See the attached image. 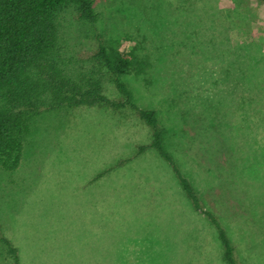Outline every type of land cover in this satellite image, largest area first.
Returning a JSON list of instances; mask_svg holds the SVG:
<instances>
[{"label": "rangeland", "instance_id": "rangeland-1", "mask_svg": "<svg viewBox=\"0 0 264 264\" xmlns=\"http://www.w3.org/2000/svg\"><path fill=\"white\" fill-rule=\"evenodd\" d=\"M90 1L94 21L76 1L60 13L59 61L89 69L96 36L110 53L134 50L141 67L124 78L134 102L157 111L237 261L264 264V2ZM151 136L129 107L35 117L18 166L0 169V264L2 237L20 264H226L169 165L140 151Z\"/></svg>", "mask_w": 264, "mask_h": 264}, {"label": "trees", "instance_id": "trees-1", "mask_svg": "<svg viewBox=\"0 0 264 264\" xmlns=\"http://www.w3.org/2000/svg\"><path fill=\"white\" fill-rule=\"evenodd\" d=\"M72 1L78 3L82 19H96L90 0H0V169L11 171L18 166L32 121L46 111L98 107L118 112L129 107L152 131L150 143L141 145L140 151L152 149L169 165L193 209L214 228L223 247V261L240 264L221 221L203 209L199 194L181 167L175 141L160 125L157 111L142 108L133 100L124 78L140 69L137 53L125 48L110 53L96 36L95 64L89 69L74 70L59 61V16ZM105 75L118 98L105 91ZM2 242L9 263L20 264L17 248L6 237Z\"/></svg>", "mask_w": 264, "mask_h": 264}]
</instances>
